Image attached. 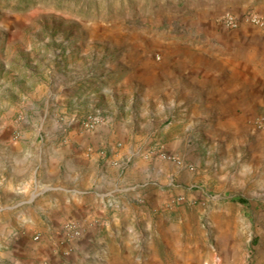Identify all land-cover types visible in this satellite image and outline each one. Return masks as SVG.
<instances>
[{"label": "rangeland", "instance_id": "1", "mask_svg": "<svg viewBox=\"0 0 264 264\" xmlns=\"http://www.w3.org/2000/svg\"><path fill=\"white\" fill-rule=\"evenodd\" d=\"M197 1L0 0V160L6 151L42 152L56 155L58 168L66 164L59 152L85 144V156L119 170L114 196L130 186L142 191L131 213L147 206L162 227L182 219L180 207L241 193L230 174L245 165L254 137L215 128L216 107L206 93L214 64L225 56L215 48L218 32L228 31L201 13ZM196 109L201 117L191 115ZM90 115L103 123L84 131L79 123ZM129 168L133 176L123 180ZM5 177L3 168L2 251L25 238L28 259L35 245L86 236L84 220L64 218V205L46 212L48 221L41 212L23 213L24 224L17 212L49 203L50 196L16 206L2 194ZM69 224L80 235L71 237Z\"/></svg>", "mask_w": 264, "mask_h": 264}, {"label": "crops", "instance_id": "2", "mask_svg": "<svg viewBox=\"0 0 264 264\" xmlns=\"http://www.w3.org/2000/svg\"><path fill=\"white\" fill-rule=\"evenodd\" d=\"M197 4L220 30L228 31L218 32L215 48L225 56L214 64L217 72L206 90L211 106L216 107L215 128L244 130L254 137L245 165L230 174L234 184L240 182L241 193H228L213 204L180 207L183 220L169 219L162 227L153 221L147 206L138 207L137 216L131 213L130 204L142 191L130 186L123 196H114L119 170L85 156V144L59 152L58 161L64 159L66 164L58 168L56 155L6 151L0 160L6 176L3 196L16 206L27 204L31 196L39 200L50 196L49 203L35 202L17 212L24 224L28 219L23 213L41 212L48 221L51 218L45 213L64 205L68 211L64 218L84 220L87 231L74 242L35 245L28 259L27 239L20 238L7 244L11 250L0 248V264H264V131L250 125L264 116V30L246 20L249 13L264 18V0H198ZM228 14L239 19L236 29L223 23ZM191 115L202 114L196 109ZM132 171L127 169L123 180L130 181ZM251 176L257 187L254 193L249 189ZM97 216L101 218L92 225Z\"/></svg>", "mask_w": 264, "mask_h": 264}, {"label": "built area", "instance_id": "3", "mask_svg": "<svg viewBox=\"0 0 264 264\" xmlns=\"http://www.w3.org/2000/svg\"><path fill=\"white\" fill-rule=\"evenodd\" d=\"M246 20L252 25L258 26L264 30L263 17L255 13H249L246 15ZM223 23L230 29H236L239 26V19H237L234 15H227L224 17ZM102 123V119L98 115H90L81 120L79 126L84 131H92L99 127ZM254 125L257 129L264 131V116L258 117L254 120ZM66 228L71 237L80 235V228L77 225L69 224ZM38 238V236L35 237V239Z\"/></svg>", "mask_w": 264, "mask_h": 264}, {"label": "trees", "instance_id": "4", "mask_svg": "<svg viewBox=\"0 0 264 264\" xmlns=\"http://www.w3.org/2000/svg\"><path fill=\"white\" fill-rule=\"evenodd\" d=\"M240 201H242V199H239Z\"/></svg>", "mask_w": 264, "mask_h": 264}]
</instances>
